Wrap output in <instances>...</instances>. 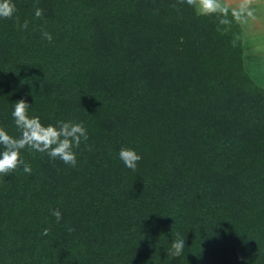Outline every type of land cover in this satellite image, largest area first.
<instances>
[{
    "label": "trees",
    "instance_id": "1",
    "mask_svg": "<svg viewBox=\"0 0 264 264\" xmlns=\"http://www.w3.org/2000/svg\"><path fill=\"white\" fill-rule=\"evenodd\" d=\"M13 3L0 19V127L20 135L12 112L23 99L45 126L82 122L89 139L75 167L24 150L31 174L0 176V264H264V87L245 69L233 12ZM125 147L142 157L135 171ZM176 232L178 258L166 251Z\"/></svg>",
    "mask_w": 264,
    "mask_h": 264
},
{
    "label": "clouds",
    "instance_id": "2",
    "mask_svg": "<svg viewBox=\"0 0 264 264\" xmlns=\"http://www.w3.org/2000/svg\"><path fill=\"white\" fill-rule=\"evenodd\" d=\"M187 3L188 6L195 8L198 15L208 16L213 14H222L227 16V9L222 6L221 0H178V4ZM176 7V5H173ZM17 8L13 0H0V19H12ZM35 18L41 19L44 16V10L36 7ZM233 16L240 19V13L233 12ZM18 28L27 31L29 21L20 25L19 18H16ZM221 25H226L229 21L226 18L219 20ZM219 30V29H218ZM42 36L49 42L52 36L47 31L41 29ZM31 105L21 99L14 104L12 117L20 135L14 137L10 135L5 128L0 127V176H8L22 167L23 172L31 174L32 168L22 158V151L29 150L47 154L52 160L60 159L63 163L76 166L77 157L74 148H79L82 142H86L89 137L87 130L82 122L78 123L72 120L57 121L55 125L45 126L40 118L29 115ZM119 158L123 164L135 171L138 162L142 159L137 152L130 148H121ZM51 215L55 217L56 222L60 223L63 219L62 212L59 209H52ZM51 228H45L42 235L48 236ZM74 231V229H69ZM186 247V240L179 232L175 233V238L171 247L167 249V255L178 258L182 255Z\"/></svg>",
    "mask_w": 264,
    "mask_h": 264
},
{
    "label": "rangeland",
    "instance_id": "3",
    "mask_svg": "<svg viewBox=\"0 0 264 264\" xmlns=\"http://www.w3.org/2000/svg\"><path fill=\"white\" fill-rule=\"evenodd\" d=\"M232 12L240 13L245 69L264 87V0H221Z\"/></svg>",
    "mask_w": 264,
    "mask_h": 264
}]
</instances>
